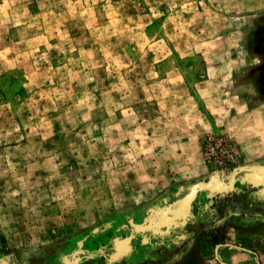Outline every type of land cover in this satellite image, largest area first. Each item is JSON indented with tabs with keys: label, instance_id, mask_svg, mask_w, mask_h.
Masks as SVG:
<instances>
[{
	"label": "rangeland",
	"instance_id": "rangeland-1",
	"mask_svg": "<svg viewBox=\"0 0 264 264\" xmlns=\"http://www.w3.org/2000/svg\"><path fill=\"white\" fill-rule=\"evenodd\" d=\"M253 50L264 0H0V264H264Z\"/></svg>",
	"mask_w": 264,
	"mask_h": 264
},
{
	"label": "trees",
	"instance_id": "trees-1",
	"mask_svg": "<svg viewBox=\"0 0 264 264\" xmlns=\"http://www.w3.org/2000/svg\"><path fill=\"white\" fill-rule=\"evenodd\" d=\"M251 55H255L260 62L258 65H254L253 67H251V69L248 72L247 78H245L244 80L246 82H252L257 86H261V91H264V69L260 70V67L264 66V57H262L263 55H261V53H258L255 50L252 51ZM260 93L261 92L258 90V94ZM213 142L215 144L217 143V145H219V147L222 148L223 154H228L229 156L235 155V150L233 149L232 145L230 144L229 141L225 140L224 137L223 138L208 137L207 140L202 141V145L204 146L203 147L204 151L209 147V145H212Z\"/></svg>",
	"mask_w": 264,
	"mask_h": 264
},
{
	"label": "crops",
	"instance_id": "crops-1",
	"mask_svg": "<svg viewBox=\"0 0 264 264\" xmlns=\"http://www.w3.org/2000/svg\"><path fill=\"white\" fill-rule=\"evenodd\" d=\"M140 243H141V245L144 244V243H142V242H140L138 240H136V242L131 241V242H129L127 244L129 246L128 247L129 250L124 255V261L126 263H128V262H134L135 260L141 259L140 257L142 256V253H141L140 249H142V248H139ZM122 246L123 245H121V244L120 245L117 244V246L115 247V250L116 251H119L122 254V252L120 251V249L122 248ZM244 260H247V259H244Z\"/></svg>",
	"mask_w": 264,
	"mask_h": 264
}]
</instances>
